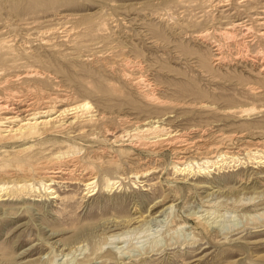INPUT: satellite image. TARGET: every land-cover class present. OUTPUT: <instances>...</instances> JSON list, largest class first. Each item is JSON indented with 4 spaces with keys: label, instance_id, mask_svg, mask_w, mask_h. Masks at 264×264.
Listing matches in <instances>:
<instances>
[{
    "label": "rangeland",
    "instance_id": "rangeland-1",
    "mask_svg": "<svg viewBox=\"0 0 264 264\" xmlns=\"http://www.w3.org/2000/svg\"><path fill=\"white\" fill-rule=\"evenodd\" d=\"M262 7L0 0V100L90 106L70 111L30 162L0 146V264H264V164L246 155L264 150ZM237 20L251 31L243 60L219 37ZM159 125L170 137L127 138ZM52 171L67 174L43 190Z\"/></svg>",
    "mask_w": 264,
    "mask_h": 264
},
{
    "label": "bare ground",
    "instance_id": "bare-ground-1",
    "mask_svg": "<svg viewBox=\"0 0 264 264\" xmlns=\"http://www.w3.org/2000/svg\"><path fill=\"white\" fill-rule=\"evenodd\" d=\"M262 8H263L262 13L264 14V7H262ZM258 19L262 20L263 24H264V17L258 18ZM250 35H251L250 28L247 25H245L243 22L237 20L233 24H231L228 28H226V30L224 32H222L220 34V36L219 35L218 36L221 37L224 41H226V43L227 42L232 43L235 46H237L238 56L235 59L243 60L249 54V53H247L248 50H247V47H246L244 41L247 38H249ZM258 36H260L262 39H264V30H262ZM205 37H206V35H200L199 36V38H201L203 40H206ZM217 51H218V53L216 55L215 61L217 63L223 62L226 59V58H224L225 55L224 56L222 55L219 47H218ZM259 56H257V55L252 56V58L251 59L249 58V59L254 63L262 62V60ZM249 59H247V60H249ZM260 71H263V70H260ZM34 74H37V73H34ZM79 108L88 110L90 108V106L87 103H83L82 105L76 106L74 108H70V109L67 108V109L59 111L57 113H54V111L52 109H49V107L33 108L30 105L22 106L20 104V102L16 101V99H14V98L12 99L10 97L6 98L5 100H2V101L0 100V115H1V118H0V146H2V148L10 147L12 149V150L10 149L11 151L9 152V155H10V153H12L11 154V155H13L12 159L15 160L16 163H18V162H20V163L21 162H30L33 159H36V153H35L36 147H37V145H40L41 141H44V140H42V138H46L50 133L55 132L57 129H59L62 126L61 124L64 121V118L68 115V113L70 111H75L76 109H79ZM254 110L255 109H248V110H245L243 112L248 114L250 112H253ZM70 114H72V113H70ZM168 130L165 129L164 127H161L160 125L159 126H150V128H148L144 131H137L133 135L128 136L127 138H129V139L131 138L130 143H132V141L133 140L135 141V139L139 140V139H142L143 137H145L146 135L148 137V135H151V134H155L156 137H163V136L170 137L171 131L169 132ZM123 138H126V137H124V135L123 136H117L115 138L114 142H117V141L121 142V141H123ZM35 140H37V142L34 143ZM52 140L56 142L57 138H53ZM124 141H127V139L126 140L124 139ZM176 153H178L180 155L183 154V152L181 150L176 151ZM246 155H247L248 159L254 161L255 164H261V165L264 164V150L263 151L262 150H256L255 152L250 151ZM181 159H182L181 157L177 158L176 165H182L183 162L181 161ZM225 159H226V154H223V155L218 157V160L217 159L214 161L205 160L200 164L195 163L196 168H197V172L202 173V174L209 173L210 167H215L218 163L224 161ZM192 167L193 166L190 164H187L183 167L178 166V168L176 166H174V168H177L175 170H177L179 172H186L189 170L194 171ZM53 170H56V169H53ZM45 172H47V171H45ZM50 174L51 175L45 177V179L48 182H50V184L45 185V184L41 183V185H40V186H42L43 190H46V191L50 190L51 182H53L56 178H60L59 176L66 175L67 173L66 174L62 173V171H52V172H50ZM115 185H116L115 182L112 183V182L108 181L106 189H110V188L114 187ZM29 186L32 187V185H29ZM83 186L88 191V193H90V196L95 195L97 186L95 185L94 181L89 180ZM4 190L5 189L3 186L0 187V192H3ZM31 190H32V188H31ZM52 191L53 190H51L47 193H52Z\"/></svg>",
    "mask_w": 264,
    "mask_h": 264
}]
</instances>
